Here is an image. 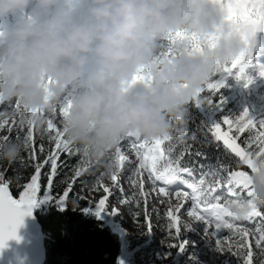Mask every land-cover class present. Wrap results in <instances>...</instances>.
<instances>
[{
    "label": "clouds",
    "instance_id": "9594fccd",
    "mask_svg": "<svg viewBox=\"0 0 264 264\" xmlns=\"http://www.w3.org/2000/svg\"><path fill=\"white\" fill-rule=\"evenodd\" d=\"M246 35L214 0H0V105L37 130L59 110L66 146L108 175L129 133L182 136L187 106L246 51ZM26 148L0 135V162ZM253 166L247 196L214 215L241 222L264 208V158Z\"/></svg>",
    "mask_w": 264,
    "mask_h": 264
},
{
    "label": "snow or ice",
    "instance_id": "6c2138e0",
    "mask_svg": "<svg viewBox=\"0 0 264 264\" xmlns=\"http://www.w3.org/2000/svg\"><path fill=\"white\" fill-rule=\"evenodd\" d=\"M220 4L227 13V18L233 20L235 23L242 25L247 30L245 38L246 51L234 60L231 64H227L219 69V78L210 80L197 94L194 102L197 107L201 104L207 103L210 107L220 109L224 103L223 97L220 96V90L225 87V81L228 78H234L237 81L244 80V87L253 83L249 77H245L244 70L246 65H252L253 61V48L255 47V40L258 33H264V0H214ZM180 35V34H177ZM163 47V46H162ZM165 55L171 54V49H168ZM235 69V71H233ZM254 70L258 73V77L264 78V64L256 62ZM208 91L209 96L204 97L201 94ZM63 114V109H60ZM20 116L19 124L21 127L27 126V134L25 137L26 147L34 141V126L32 119L27 118V114L22 110L17 109L14 115ZM44 123L42 124L41 131L46 132L52 141L54 147L50 149L47 157L35 165V171L30 176L27 182L20 185L18 198L14 197L10 192L11 178L5 179L3 173H0V249H3L6 242L11 239H17L16 230L22 223V218L25 215H31V209L37 203L52 202L63 210L69 195L72 191V185L75 183L73 179L68 187L62 193L53 194L54 178L57 175V170L62 165L59 163L60 155L63 152L71 154L64 140L63 135L56 126L55 112L53 116L45 118L42 116ZM7 121L0 117V127H3ZM258 125V128H257ZM222 126H227L226 131H222ZM247 130L249 132L248 139L245 140L247 148H242L237 143V134ZM211 136L217 142L218 146L223 144L225 152L234 154L242 161L249 169L255 170L253 166V158H264V122L259 124L249 119L248 111L244 110L237 117L225 116L220 122L213 124L209 129ZM170 136L157 138L153 141H144L137 135L129 133L127 145L135 154V161L127 160L121 153V146L119 145L114 154L109 155V159L114 161L117 168H122L124 163L129 165V171L132 175L129 177V182L137 189L132 195V200L139 207L141 203L146 205V197L148 193L144 190L145 180L141 177L146 173L147 181L151 183L152 190L156 192L157 196L169 197L168 200H160V203L166 206V231L170 238L167 246L175 248L178 253H183L186 248L187 242L180 237V225L178 224L177 214L184 207V203L191 200V208L188 215L195 221L205 225L204 232L215 238L216 251H224L225 245L219 236L222 228H227L235 234L241 236L256 235L250 232L247 228H237L230 222H225L220 214H213V209L221 208L224 203H221V198L224 194L223 191L219 195L215 194L218 190H224L230 195H237L236 188L242 190L248 188L246 183L247 173L243 171H233L230 167H225L220 164L219 166L209 165L207 170L196 169L189 163L182 164L185 156H190V149L182 151L177 156L172 155L171 147L162 148L161 146L170 141ZM7 139V138H6ZM124 139V140H125ZM253 143L257 145L256 151H249ZM41 151L43 146L41 145ZM32 159L36 157V150L33 147L31 152ZM196 155H200L197 153ZM48 167L46 173H42V169ZM112 167V163L110 164ZM198 173V177H197ZM47 177V184L43 187L41 193V175ZM79 172L76 176H79ZM110 179L112 180V188L104 187L103 191L105 196L95 204V213L97 217L107 210V200L109 196L113 195V189L119 188L118 176L114 171H111ZM187 177V178H185ZM19 179V177H17ZM159 182V185L158 183ZM179 183L190 189V192H184L179 189L173 190L172 185ZM99 190V186L94 189ZM123 193V189L120 188ZM175 195L177 203L173 205L170 202L172 195ZM143 198V199H142ZM230 201V200H228ZM126 202V201H121ZM117 209H112L111 214H118ZM145 220L147 222L146 231L151 232V218L145 208ZM253 216L261 217L262 225H264V214L254 211L250 218ZM249 218V219H250ZM215 224V231H209ZM258 225L256 232V243L260 249L261 257H264V226ZM183 227L188 230L190 225L185 224ZM244 241H241L238 247H243ZM232 245H228L230 249ZM238 257L241 255L239 252L234 253ZM166 258V257H165ZM191 259V257H190ZM252 253L247 252V258L243 264H251ZM264 264V260L261 261Z\"/></svg>",
    "mask_w": 264,
    "mask_h": 264
},
{
    "label": "rangeland",
    "instance_id": "374dc122",
    "mask_svg": "<svg viewBox=\"0 0 264 264\" xmlns=\"http://www.w3.org/2000/svg\"><path fill=\"white\" fill-rule=\"evenodd\" d=\"M256 62L264 64V33L257 34L255 47L253 48L252 65H246L243 74L245 77L251 78L253 83L248 85V87H244L243 79L237 81L234 78H228L225 81V85L227 86V92L239 103V113L247 110L249 119L259 124L260 122H264V78L258 77V73L254 70ZM233 71H235V69H233ZM216 75L219 76V73ZM12 112V108L0 105V117H3V119L7 121L3 127H0V135L4 137L10 136V139L25 140L27 126H20V116L18 114L8 115V113ZM213 115H215V113L211 116ZM50 116H53V114H46L45 118ZM27 118L32 119L29 115H27ZM222 119L223 118H220L218 120L221 121ZM58 120L59 110L55 112L56 126ZM213 124L214 123H212V126ZM41 127L39 130L34 127L33 144L31 146L28 145L26 150L22 152L21 159L17 161L30 171H34L35 165L38 162H42L49 154L50 149L54 147L47 133L41 131ZM226 130L227 126H222V131ZM41 145L43 146V151L40 150ZM126 145L127 139L121 141V153L127 160L135 161V154ZM33 147H35L36 150L35 159H32L30 155ZM161 147L164 148L163 145ZM114 153L115 151L111 154ZM62 154L64 157L72 159L69 163L68 175L65 182L69 184L74 179L75 183L72 187L77 191L76 193L78 195L95 204L105 196V192L103 191L104 187L112 188L113 182L110 179V175L104 174L105 169L102 166L86 167L80 155L74 149H71V154L68 152H63ZM108 160L112 163V171L118 176L119 188L113 189L114 194L109 196L107 200L106 207L108 211L101 214L99 219H101L112 232L118 235L119 241V234L123 237L125 250L121 251L120 245L119 261L121 264H243V261L247 258L248 251L252 253L251 264H261V261L264 260V257H261L260 249L256 243V235L259 234L256 230L258 225H262L261 217L253 216L241 222H233L229 217H224L226 223L230 222L237 228H247L250 232L256 233V235L241 236L227 228H222L219 232V236L225 245V250L216 251L214 244L215 238L205 234V225L195 222L188 215L191 208V200L184 203L183 208H186L185 212L182 211V208L177 214L178 224L180 225L179 234L187 244L185 251L180 253L178 257H175L178 253L177 250L167 246L170 238L165 228L167 223L166 206L160 203V200H168L169 197H158L156 192L152 190L151 183L147 181V174L145 173L141 179L145 180L144 190L148 193L146 205L141 203L138 207L131 199L133 193L137 191V189L129 182V177L132 173L129 171L128 163L125 162L122 168H117L114 161L110 160L109 157ZM47 168L48 167L45 166L44 172ZM77 172L84 173L85 178L80 177V175L76 176ZM157 183L159 185V182ZM98 186L99 190H94ZM180 186L182 187L178 189L181 191H191L184 185ZM120 188L123 189V193L120 192ZM221 191L224 192L220 201L221 203L236 198H245L248 194L247 189L242 190L239 187L236 188V193L239 194V197L237 195H230L224 190H218L215 194L219 195ZM170 202L173 205L177 203L174 194L171 196ZM145 208L151 218V232L146 231L147 222L144 215ZM112 209H117L119 211L118 214L112 215ZM185 224L190 225L188 230L183 227ZM209 231H215L214 223ZM241 241H244V246L238 247ZM228 245H232V247L229 249ZM237 252L241 254L239 257L234 255V253Z\"/></svg>",
    "mask_w": 264,
    "mask_h": 264
},
{
    "label": "trees",
    "instance_id": "16d2710c",
    "mask_svg": "<svg viewBox=\"0 0 264 264\" xmlns=\"http://www.w3.org/2000/svg\"><path fill=\"white\" fill-rule=\"evenodd\" d=\"M218 78V75H214L211 80L214 81ZM201 95L208 97L209 93L206 90ZM220 96L224 100L220 109H216L214 106L210 107L207 103L201 104L199 107L194 101L189 104L184 133L180 137L175 134L170 136V141L165 142L163 146L164 148L170 146L173 156L190 149V156H185L181 163H189L196 169L204 166L202 170L206 171L209 165L219 166L222 164L225 167H230L233 171L250 173V169L242 161H239L238 157L225 152L222 143L221 146H218L209 132L212 123L220 122L218 119L240 115V105L227 92L226 85L220 90ZM214 113L215 115L211 116ZM248 137L247 130L237 134V143L242 148H247L245 140ZM6 138L10 139V136ZM32 144L30 143L29 146ZM256 150L257 145L253 143L249 151ZM197 153L200 155H196ZM71 160L61 153L59 163L62 166L58 168L54 178V195L62 193L68 187L65 180ZM44 169H42V173L48 171V168L45 172ZM34 171L28 170L18 162L13 164L0 162V173L4 174L5 179L11 178L10 192L17 198L20 185L27 182ZM79 175L85 178L84 173ZM40 183V194L42 195L43 187L47 184V177L43 174ZM76 192L72 187L63 210L52 202L37 203L33 206L35 216L44 234L43 264H121L119 261L120 241L117 234L97 217L94 208L96 203H91ZM257 211L264 214V208ZM179 255L180 253H177L175 257Z\"/></svg>",
    "mask_w": 264,
    "mask_h": 264
},
{
    "label": "water",
    "instance_id": "95a60500",
    "mask_svg": "<svg viewBox=\"0 0 264 264\" xmlns=\"http://www.w3.org/2000/svg\"><path fill=\"white\" fill-rule=\"evenodd\" d=\"M16 237L8 240L5 247L0 249V264H43L44 234L33 208L31 215L22 218Z\"/></svg>",
    "mask_w": 264,
    "mask_h": 264
},
{
    "label": "bare ground",
    "instance_id": "6f19581e",
    "mask_svg": "<svg viewBox=\"0 0 264 264\" xmlns=\"http://www.w3.org/2000/svg\"><path fill=\"white\" fill-rule=\"evenodd\" d=\"M181 187L182 186H180L179 184H174V185L171 186L172 189H178V188H181ZM185 210H186V208H183L182 211L185 212ZM119 235H120V241H121V243H120V245H121V251H124L125 250V245H124V242H123V237H122L121 234H119Z\"/></svg>",
    "mask_w": 264,
    "mask_h": 264
}]
</instances>
